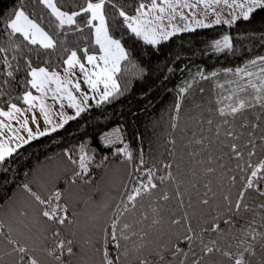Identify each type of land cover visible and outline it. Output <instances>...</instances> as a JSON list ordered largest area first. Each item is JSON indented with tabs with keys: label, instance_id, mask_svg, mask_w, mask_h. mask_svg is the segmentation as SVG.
Returning a JSON list of instances; mask_svg holds the SVG:
<instances>
[{
	"label": "snow or ice",
	"instance_id": "1",
	"mask_svg": "<svg viewBox=\"0 0 264 264\" xmlns=\"http://www.w3.org/2000/svg\"><path fill=\"white\" fill-rule=\"evenodd\" d=\"M221 3L229 4V0H136L133 5L119 0L66 4L38 0L43 9L38 14H30L22 5L15 7L0 21V97L4 98L0 104V169L10 168L13 154L22 145L63 128L89 110L93 106L89 101L100 106L127 89L128 83L122 87L117 73L122 61L129 65L134 61L117 34V18L126 26L125 35L130 32L158 45L185 28L221 22L232 26L264 9V0H230L233 11L225 18L216 11ZM198 4L203 6L199 14ZM109 8L114 14L111 24ZM45 10L47 25L43 24ZM173 13L185 21L184 27L171 23ZM164 19L169 20L167 25L160 23ZM85 29L88 35H82ZM66 33L77 34L82 43L68 46ZM260 35L264 37V32ZM90 44L98 47L93 50ZM210 48L232 50V35L224 32L211 41ZM36 49H59L63 71L45 66L47 59L33 66ZM22 68L25 90L14 98L11 83ZM220 71L232 73L241 83L227 81L232 90L216 97L218 106L208 108L207 117L201 114L198 123L207 127L183 140L192 149L184 158L148 164L142 151L133 156L119 126L99 133L106 145L115 142V133L123 144L116 153L126 165L131 164L118 194L101 192L98 199L92 198L91 192L98 189L90 190L94 176L90 165L107 167V157L96 160L94 150L84 142L75 149L63 148V164L55 171L44 175L26 172L18 185L22 203L12 204L0 215V264H74L77 232L87 234L101 217L100 264H264V55ZM197 75L215 77L216 71L200 69ZM218 83L223 86L225 82ZM189 88V81L179 88L170 117L172 128L177 127L181 99ZM64 97L71 112L64 109ZM57 102L59 109L52 107ZM176 142L170 135V147ZM249 192H255L259 201L250 202ZM193 195L194 204L185 206V196L191 201ZM173 198L183 209L179 214L166 211ZM217 198L215 215L205 219L202 210ZM193 218L200 222L194 224Z\"/></svg>",
	"mask_w": 264,
	"mask_h": 264
},
{
	"label": "trees",
	"instance_id": "2",
	"mask_svg": "<svg viewBox=\"0 0 264 264\" xmlns=\"http://www.w3.org/2000/svg\"><path fill=\"white\" fill-rule=\"evenodd\" d=\"M81 2L82 0H59L61 4ZM119 2L133 5L136 0H119ZM21 5L30 14H38L43 10L38 0H0V21L15 7ZM108 13L111 24L114 18L111 8L108 9ZM48 22L49 14L45 10L43 24L47 25ZM116 23L119 25L117 34L122 37V43L131 53L134 61L131 65L122 61L121 72L117 73L122 87L125 82L128 83L127 89L119 97H113L100 106L95 105L94 102L90 103L93 106L89 110L65 123L63 128L36 137L22 145L17 153L13 154L10 168L6 166L5 169H0V215L12 204L22 203L23 193L18 185L24 182L26 172L31 170L37 175H44L55 171L63 164L62 149L65 147L75 149L81 142L94 150L92 154L96 160L107 157L105 161L107 167L98 166L95 162L90 165V173H94L90 190L98 189L91 192L92 198L98 199L101 192L118 194L121 182L128 179L126 172L131 170V164L126 165L116 153V148L123 146L121 141L106 145L99 136L100 132L115 125L120 127V133L133 150V156L138 157L142 151L148 164L162 162L165 158L171 160L184 158L186 151L192 149L185 145L183 140L191 138L193 132L199 133L201 127H207L206 124L198 123L201 114L207 117V109L218 106L216 97H223L225 91L232 90L227 81L241 83L232 73H224L220 69L235 68L255 55H264V37L260 35L264 32V9L255 10L248 20L238 19L232 26L222 22L203 24L173 33L158 45H150L130 32L125 35L126 26L120 25L118 18ZM2 30L3 24L0 23V33ZM226 31L233 37L234 48L220 52L212 50L211 41ZM65 35L68 46L82 43L77 34ZM82 35H88L87 29ZM95 47L98 46L90 44L91 49L95 50ZM59 51V49L34 50L33 66H38L47 59L48 64L45 66L51 65L62 72L59 65L64 57L59 55ZM139 68H144L146 71L139 72ZM200 69L204 72L216 71V76L201 78L197 75ZM24 76L25 72L22 68L16 76V81L11 83V93L14 94V98H16L15 94L25 90L22 80ZM193 76L196 77L194 83L191 82ZM185 81L190 82V88L181 99L177 127L172 128L170 117L173 114L179 88L184 87ZM218 82L225 83L221 86ZM81 85L83 87L85 84ZM3 99L0 97V104L3 103ZM17 102L21 106L25 105L23 100L17 99ZM224 102L228 101L225 99ZM170 135L176 137L177 141L172 147L169 145ZM232 191L235 193V188ZM246 196L250 202L259 201L255 192L246 193ZM195 199V195L191 201L185 196V206L189 203L194 204ZM218 202L217 198L213 204L202 210L205 219L215 215ZM169 209L177 214L183 211L178 206L176 198L169 201L166 211ZM102 220L103 217L87 234L83 231L77 232L74 240L77 253L73 258L74 264H83L85 260L87 264H100L99 250L103 246V238L99 224ZM199 222L198 218H193L194 224ZM207 238L206 236L205 239ZM108 247L114 255L115 249L110 244Z\"/></svg>",
	"mask_w": 264,
	"mask_h": 264
},
{
	"label": "rangeland",
	"instance_id": "3",
	"mask_svg": "<svg viewBox=\"0 0 264 264\" xmlns=\"http://www.w3.org/2000/svg\"><path fill=\"white\" fill-rule=\"evenodd\" d=\"M158 2H162V0H159ZM193 2H196V0H193ZM229 4H230V0H229ZM229 4H223V3H221V4H218V5H216L215 7H216V11L222 16V17H225V18H227V17H229L230 15H231V13H232V8L229 6ZM197 8H198V14H199V11H202L203 10V6L202 5H197ZM184 11L187 13V9H184ZM237 14H238V10H237ZM173 15L175 16V19L173 20V21H171V23H175V24H177V25H179L180 27H184V23H185V21L182 19V18H180L179 17V15H178V13H173ZM206 19L207 18H210V16H208V17H205ZM160 23H164V24H168L169 23V20H167V19H164V20H162V21H160ZM201 25H203V24H201ZM197 26H200V25H197ZM185 29H187V28H185ZM82 86V85H81ZM49 99L51 98V93H49V97H48ZM57 104V103H56ZM56 104H53L52 105V107H55V108H57L58 109V107H57V105ZM25 106V105H24ZM22 107V106H21ZM40 113V112H39ZM40 118L42 119V116H40ZM43 121V120H42ZM15 122V121H14ZM31 123V122H30ZM118 125H115V126H112L111 128H109V129H107V130H111V129H113V128H115V127H117ZM41 127H43V124H41ZM115 133L113 134V139H114V143H117V142H119L120 140L119 139H115ZM86 261V260H85ZM85 261L83 262V264H87V263H85ZM89 263V262H88Z\"/></svg>",
	"mask_w": 264,
	"mask_h": 264
},
{
	"label": "crops",
	"instance_id": "4",
	"mask_svg": "<svg viewBox=\"0 0 264 264\" xmlns=\"http://www.w3.org/2000/svg\"><path fill=\"white\" fill-rule=\"evenodd\" d=\"M89 67H91V66L89 65ZM76 76H77L78 78H81V79H82L83 74H82L78 69H76ZM82 88H86V86L83 85ZM90 103H92V101H89V104H90ZM56 105H57V107H58V109H59V103H58V102H57ZM22 107H25V106H22ZM64 109H65L66 111H69V112L72 111L70 105H68V103H67V97H64ZM35 111H36V113H37V116L40 117L41 115H40V113H39V109L37 108ZM40 119H41V118H40ZM41 124H43L42 119H41Z\"/></svg>",
	"mask_w": 264,
	"mask_h": 264
}]
</instances>
